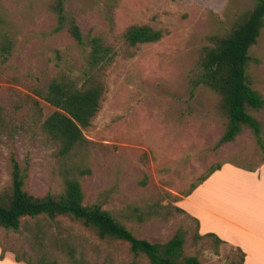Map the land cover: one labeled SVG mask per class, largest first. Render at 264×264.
Instances as JSON below:
<instances>
[{"label":"rangeland","instance_id":"obj_1","mask_svg":"<svg viewBox=\"0 0 264 264\" xmlns=\"http://www.w3.org/2000/svg\"><path fill=\"white\" fill-rule=\"evenodd\" d=\"M52 1L0 0V44L11 42L9 54L0 56V193L10 186L14 155L21 167L27 165L24 189L33 196H57L65 178L75 177L84 205L98 204L137 238L165 243L181 229L185 255L201 264H239L234 247L221 243L215 249L211 238L196 237L198 220L182 213L164 221L146 212L152 204L180 207L182 194L216 164L260 166L262 151L247 128L216 147L227 121L219 96L203 85L190 93L203 48L226 34L253 1L66 0V12L84 36L102 38L116 56L103 75L99 111L82 130L91 145L65 160L56 157L40 129L54 108L34 92L43 91L59 72L77 75L86 54L65 31L52 33ZM132 25L162 30L164 36L156 43L128 46L122 35ZM249 76L264 99V27L251 50ZM250 113L264 132V108ZM61 226L43 227L50 264H150L143 255L133 256L125 242L100 240L76 222L62 220ZM30 228H0V264L16 262L14 254L36 258L34 221ZM64 238L75 248L73 262L57 245Z\"/></svg>","mask_w":264,"mask_h":264},{"label":"trees","instance_id":"obj_2","mask_svg":"<svg viewBox=\"0 0 264 264\" xmlns=\"http://www.w3.org/2000/svg\"><path fill=\"white\" fill-rule=\"evenodd\" d=\"M252 1V8L243 13L226 34L215 37L211 46L203 48L198 68L190 81V93L193 94L197 87L203 85L220 98L221 109L227 121L216 147L234 141L247 128L255 139L256 147L262 151V164L264 132L250 110L263 109L264 99L251 85L249 63L251 50L264 27V0ZM65 4L66 0H53L50 5V11L55 18L52 33L65 31L75 46L86 54L85 64L77 75L59 72L49 80L43 91L34 92L37 97L54 108V112L41 123L40 129L48 142L54 146L56 157L64 160L88 151L91 144L83 136L82 130L91 125L99 111L104 93L103 75L116 56V52L102 38L84 36L75 19L67 14ZM163 36L162 30L147 25L129 26L122 35L125 44L131 47L156 43ZM10 44V41L0 44V56L3 58L9 54ZM56 58L61 59L58 53ZM3 128V110L0 107V132ZM221 165L211 167L198 182L192 184L182 194V198L188 197L213 172L219 170ZM241 168L255 171L258 167ZM10 169V186L0 193V228L17 232L23 227L30 232L32 231L30 222L34 221L36 226V258L32 260L26 253L21 256L14 254L16 262L50 264L47 253L43 250V227L63 229L62 220H68L92 230L100 240L113 239L127 243L133 256L143 255L150 264H201L196 256L184 254L186 242L184 230H178L165 243H150L134 236L125 225L108 211L101 209L98 204L84 205L81 185L75 177L65 178L64 189L59 195L47 194L38 197L24 189L27 165L21 167L14 155H11ZM78 171L88 172L82 169ZM176 199L174 202L180 200ZM182 213L188 215L182 208L170 203L165 206L152 204L148 207L146 216L158 217L165 221L171 215ZM141 217L138 215L139 219H142ZM195 222L198 239L211 238L215 243V249L224 243L211 233L199 235L198 223ZM57 245L61 251L66 249L73 262L75 248L70 246L68 240L65 238L58 240ZM236 250L239 264H242L244 253L239 248ZM2 258L0 254V259Z\"/></svg>","mask_w":264,"mask_h":264},{"label":"crops","instance_id":"obj_3","mask_svg":"<svg viewBox=\"0 0 264 264\" xmlns=\"http://www.w3.org/2000/svg\"><path fill=\"white\" fill-rule=\"evenodd\" d=\"M179 204L199 235L239 248L242 264H264V162L255 171L223 164Z\"/></svg>","mask_w":264,"mask_h":264}]
</instances>
